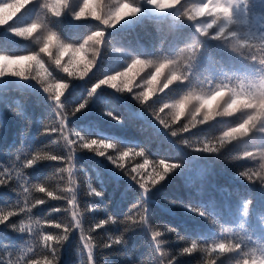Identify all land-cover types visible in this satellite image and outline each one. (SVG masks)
I'll return each mask as SVG.
<instances>
[{
    "label": "trees",
    "instance_id": "obj_1",
    "mask_svg": "<svg viewBox=\"0 0 264 264\" xmlns=\"http://www.w3.org/2000/svg\"><path fill=\"white\" fill-rule=\"evenodd\" d=\"M3 2L0 0V3ZM36 2L32 0L16 17L0 25V55H33L38 52L39 45L32 38L15 37L4 30L13 24L26 27L37 18L49 23L65 43H73L76 47L95 31H104L105 35L100 38L98 45L99 59L84 80L73 79L43 55L41 59L47 71L35 62H30L23 66L27 79L11 75L0 77V180L7 182L0 185V208L19 211L25 202L21 195L22 186L43 182L50 174L71 165L76 183L80 186L78 200L81 207L91 204L96 208L95 213L88 214L85 229L94 228L99 220L107 219L109 215L117 220L116 225H104L91 233L98 244H112L111 248L97 247L96 264H157L159 252H164L166 258L173 260V264H198L204 256L203 252L194 250L181 254L193 241L205 246L229 238L245 239L247 234L253 240L264 243V186L259 184V177L264 175V133L256 132L248 145H233L220 155L195 151L194 148L200 146L202 140L220 134L229 124L234 125L238 120L220 121L190 129L173 138L170 132L173 127L179 128V125L169 127L167 123L161 124L156 119L157 114L163 116V113H158L159 104L149 100L147 104L141 105L139 100L133 98L141 91L136 85L149 72L148 68L141 69L139 66L136 70L138 75L133 73L123 78V81L130 80L132 92H127L122 80H118L117 86L121 88L119 93L103 84L95 94L89 96L100 80L118 71H125L134 58L165 59L176 56L194 38L195 28L179 21L173 13L142 12L137 17L128 18L126 23L116 29L106 30L89 13L92 10L100 15L110 13L115 10L114 5L119 6L120 0H101L99 6L96 0H92L85 16L78 22L74 21L66 5H58L57 0ZM189 2L196 4L199 0ZM39 4L43 7L40 8ZM83 4L84 0H71L72 9L76 11ZM251 5L246 26L257 31L264 30V0H251ZM53 9L59 10L61 16L56 17ZM94 43L90 41L86 45V51L82 53L84 59L91 56ZM202 49L194 69L197 77L207 76L219 81L229 77H255L261 71V66L231 53L216 41L203 42ZM69 54L73 56V53H68L64 60H68ZM70 63L63 66L68 67ZM57 83L69 84L60 100L63 105L61 109L57 108V102L49 98L55 94ZM41 84L51 91L46 93ZM188 88V84L174 83L166 90L168 94L165 98H178ZM85 101L88 102L86 108L73 114L74 109ZM58 111L65 114L63 131ZM77 134L89 140L116 144L115 149H104L115 163L87 149L70 154L63 136L74 140ZM182 139L189 140L193 148L180 144ZM77 147L73 145V148ZM127 148L136 151L143 149L145 155L137 156L132 152L121 159V151ZM246 151H252L253 156H247ZM37 154L59 155L64 159H41L25 168L27 160ZM159 160L177 163L180 167L170 173L174 174L162 186L149 194V223L140 228L130 225V221L129 224L120 223L137 217L138 206L143 198L141 189L131 179L136 176L139 180L142 175L130 170L148 165L153 169L151 174L155 175V162ZM241 172H247L251 180L242 176ZM147 180L144 178V181ZM49 183L56 184L58 181L49 180ZM89 184L103 195L88 196ZM249 201L252 202L251 208L249 215L245 216V205ZM66 203L49 200L45 205L33 209L30 216L42 220L43 234L61 231L49 225L60 222L64 212L50 210L55 207L63 209ZM198 211L205 215H199ZM28 218L20 213L9 222L14 220L19 224L22 219L27 221ZM166 227L173 231H165ZM151 230L164 234L153 241ZM225 230L230 235H226ZM117 238H122L125 243L115 244ZM21 240L18 234L0 228V241L18 244ZM86 251L78 234L74 233L62 250L61 264H81L82 260L87 259ZM228 255L217 257V264H230L235 257Z\"/></svg>",
    "mask_w": 264,
    "mask_h": 264
},
{
    "label": "clouds",
    "instance_id": "obj_2",
    "mask_svg": "<svg viewBox=\"0 0 264 264\" xmlns=\"http://www.w3.org/2000/svg\"><path fill=\"white\" fill-rule=\"evenodd\" d=\"M85 2H88V0H84ZM96 2L99 6L101 0H96ZM39 5L40 8L43 7L42 4ZM65 5L67 10L71 12V0H65ZM144 5H148L161 13H173L179 21L190 24L195 28V36L190 43L178 51L176 56L166 60L161 58L145 59L151 60L153 63L151 67H148V75L143 78L140 84L136 85L141 91L133 98L139 100L141 105L147 104L149 100H152L153 104H159L158 113H163V116L157 114L160 123H167L169 127L179 125V128L173 127L170 132L173 138L177 137L179 133L187 132L190 129L210 126L220 121L238 120V123L229 124L220 134L202 140L200 146L195 147V151L200 153L220 155L233 145H248L256 132L264 133V30H254L247 27L243 22L245 10L251 11V0H199L196 4H190L189 0H120L119 6H113L115 8L114 11L101 15L99 20L93 17L92 19L99 21L105 26L106 30L116 29L122 22L128 20L126 18H134L126 17L118 20L116 13L121 7L127 6L137 13L135 16L137 17L142 13ZM193 9L198 10L201 14L194 15ZM6 20L7 17L0 13V25H4ZM31 28H36L37 30L31 36L22 37L32 38L33 42L39 45L38 52L33 55L20 56L37 57L39 63L43 64V70L47 71L44 68V61L41 59V55H43L52 64L60 67L63 72L77 80H84L92 72L100 55L99 43L93 40L95 42L92 45L94 51L86 59L87 63L80 64L71 72H67L65 71L66 67L63 65L71 61L73 56L69 54L68 60H64V56L61 55L62 49L51 44L49 38L52 34H55L61 41L64 42V40L57 31L49 26V23L37 18L34 22L28 23L26 27L19 26L10 31L15 37H21L16 36L15 33L24 32ZM102 33L104 31H95L92 35H100ZM209 40L216 41L231 53L258 64L261 66L260 73L255 77H229L219 81H214L207 76L202 77L200 75L197 77L194 74V69L202 54L203 42ZM85 41L87 45L90 42L88 39ZM81 46L79 45V47ZM75 47L74 45L73 50H75ZM132 60L134 61L135 58ZM161 64L166 65L162 72L160 71ZM6 67L7 65L5 64ZM178 72L179 74H177ZM49 75L51 76V73ZM118 75L121 76L122 86L124 87L126 81H123V73H118ZM174 77H178V79H174ZM105 79H111V77L107 76ZM174 83L178 85L188 84L189 88L178 98L166 99L165 97L168 94L166 90ZM65 85V89H68L69 84L65 83ZM98 85H103V80H100L93 88L98 89ZM41 87L44 89L43 84H41ZM112 89H115L118 93L121 91V88ZM126 90L129 93L132 92V88ZM149 92H151V95L145 100V96ZM49 98L56 102L52 96ZM210 101L212 102L211 104L209 103ZM149 107H152V105H149ZM63 140L69 152L73 151V149L75 151L85 149L83 141L76 144L78 145L77 148H73L74 142L65 138ZM96 141L98 144L104 142L103 140ZM179 143L187 148H193V145L187 139H182ZM88 151L100 156L104 149L93 148ZM140 151L144 152L143 149ZM246 154L249 157L253 156L252 151H246ZM41 157L50 158L51 161L64 159L58 155L48 154H44ZM107 158L112 161L111 156ZM68 159L71 161V156ZM36 162L37 159L34 156L27 160L24 167L29 168ZM262 168H264V165H262ZM157 174L164 176L159 183L154 182ZM172 174L164 173L163 168L159 167L156 169V174L152 175V180H147L146 182L144 179L135 181L141 189L143 197L141 204L138 206L137 217L129 218V220L121 221L120 223L129 224L130 221V225H136L138 228L147 225L149 223V209L147 206L149 194L162 186ZM49 180H56L58 183L51 184ZM6 183V181L0 180V185H5ZM259 184L264 186V175L259 177ZM79 191L80 186L76 183L71 165L69 168L62 167L55 174H50L43 182L22 186L21 195L25 202L19 208V211L0 208V226H2L0 228L10 230L22 238L18 244L0 241V245H3L0 248V264H61L62 250L74 233L78 234L79 241L83 242V249L87 250V259L82 260L81 264H96L95 250L97 247L111 248L112 244H98L91 233L96 228H101L104 225H116L117 220L109 215L107 219L99 220L94 228L86 230L84 224L87 216L90 213H95L96 208L91 204L81 207L78 200ZM86 194L96 197L103 195L96 188L89 189ZM49 200L67 202L63 209L55 207L50 210V212L63 211L65 214L60 222L49 225L61 230L56 234H43L41 231L43 227L42 220L39 218L33 219L30 216L33 209L45 205ZM251 203L249 201L245 205V216L249 215ZM20 213L29 217L27 221L22 219L19 224L14 220L9 222L12 217ZM171 230L173 229L170 227L165 228L167 232H172ZM125 231H128V228H125ZM151 231L153 241H157V238L164 234L158 230ZM225 234L230 235L228 230H225ZM122 242L125 243L122 238H117L114 241L117 245ZM193 248L195 251L204 253L202 260L198 264H217V257L224 254L235 257L230 264H264V243L253 240L247 234H245V239L229 238L205 246L198 245L193 241L190 247L183 249L181 254L192 253L189 252V249ZM157 251H159L158 248ZM157 264H173V260L166 258L164 252H159Z\"/></svg>",
    "mask_w": 264,
    "mask_h": 264
},
{
    "label": "snow or ice",
    "instance_id": "obj_3",
    "mask_svg": "<svg viewBox=\"0 0 264 264\" xmlns=\"http://www.w3.org/2000/svg\"><path fill=\"white\" fill-rule=\"evenodd\" d=\"M32 2V0H4L3 3H0V13H3L6 17V23H8V21L12 20L13 17L17 16V13L21 12V9L24 8L25 5L30 4ZM39 3V0H37L36 4ZM91 0H88V2H85L83 4V7L80 8V11L77 12L75 9H72L71 13L72 16H74V21L78 22L81 20L82 17L85 16L86 12L88 11L90 5H91ZM57 4L61 5V4H65V0H57ZM54 15L56 17H60L61 16V12L59 10L53 9ZM193 13L194 15H199L201 14L198 10L193 9ZM249 13L247 10H245L243 16H244V23L247 22V17L249 16ZM91 17L95 18L96 20L100 19V14H98V12L96 10H92L90 13ZM118 20L120 19H124L126 17H135L137 15V13L135 11H132L131 9H129L127 6L121 7L119 9V11L116 13ZM105 23H107V21H105ZM17 26L16 24L11 25L9 28H6L4 30H6L9 33H12L10 30L14 29ZM36 28H31L28 29L24 32H19V33H15L16 36H31L32 33L34 31H36ZM13 34V33H12ZM104 33L100 34V35H89L88 36V41H96L97 43H100V38L104 37ZM50 42L51 44L56 45L57 47L61 48V55L65 56L66 54H68L69 52L73 53V59L71 60V63L69 64L68 67L65 68V71L67 72H71L73 69L77 68L80 64H84L87 63L86 59H84L83 57H77V54L83 53L86 50V45L87 42L84 41V43L80 44L82 45L81 47H75V50H73V46L74 44H68L65 43L63 41H61L55 34H52L50 36ZM167 58H165L166 60ZM30 62H35L42 70H43V64L39 63V59L37 57L34 56H20V55H0V77H4L7 75H11V76H19V77H23L24 79H27L28 77L25 76L24 71H23V66L26 63H30ZM153 61L151 60H145V59H140V58H135V60H131V63L126 67L125 71H118L115 75H108L111 77V79H102L103 80V84L104 85H108L112 88H118L116 81L121 80V76L118 75V73H123V78H128L130 77L131 74L135 73L136 75H138L139 73L136 72L138 66L143 69V68H148L151 67ZM5 64L7 65V67L5 68ZM13 66H16L15 70L13 69ZM164 67H166L165 64H161L160 65V71L162 72ZM19 69V70H17ZM174 79H178V77H174ZM98 84V83H97ZM130 85V80H126V83L124 84V88L125 89H130L131 87ZM65 83H57L55 85V89L56 92L55 94L52 96L55 101L57 102V108L61 109L63 107V105L60 103L61 97L64 95V90H65ZM98 87L100 88V86L98 85ZM44 91L45 92H50V88L48 87H44ZM97 91V89L92 88L91 91L89 92V96H92L93 94H95ZM151 92H149L146 96H145V100L148 99V97H150ZM87 101L81 103L78 107H76L74 109L73 114L75 113H79L81 112V109H85L86 105H87ZM210 104L212 103L211 101L209 102ZM58 116H61V119L59 121L60 124V128L61 131H63L64 127H65V114L62 113L61 111L57 112ZM109 116H112L113 119H117L115 116H113L111 113H108ZM157 120H159V117H156ZM63 138L74 142L75 144H78L79 142L83 141L84 142V148L87 150H91L93 148H97L94 146H98L97 149L99 148H103V149H115L117 147L116 144L111 143V142H107L104 141L103 143L98 144L96 140H89L86 139L84 136L81 135H76V139L74 140H70L68 138L67 135H64ZM90 141V142H88ZM195 150V148H194ZM75 150L73 149L74 152ZM70 152V154H71ZM135 152V154L137 156H144L145 153L141 152V151H136L134 148H127L126 150H122L121 151V159H123L124 157L129 156L130 153ZM59 156V155H58ZM71 156V155H69ZM101 157H108L105 153V151L100 153ZM62 157V156H61ZM64 158V157H63ZM37 160H50V158L47 157H41L40 155L36 156ZM113 162L115 163L114 158L112 157ZM51 161V160H50ZM148 161L145 160V164H147ZM156 163V169L159 167H162L164 170V173H171L172 171L178 169L180 167L179 164L177 163H166L165 160H159ZM118 167H122L120 165H117ZM141 167H144V165H141ZM137 169L136 168H132L130 170V172H136ZM242 176L247 177L249 180H251V176L247 173V172H241ZM164 178V176L162 174H157V178L154 181L155 183H159L160 180H162ZM132 180L134 181H142L144 178L141 176V178L138 180L136 176H132L131 177ZM148 180H152V175L149 176ZM146 182V181H145ZM93 187L91 186V184H89V189H92ZM193 212H196L197 209H190ZM199 215H205V213H203L202 211H198ZM173 231V230H171ZM182 239V238H181ZM195 249H189V252H193Z\"/></svg>",
    "mask_w": 264,
    "mask_h": 264
},
{
    "label": "rangeland",
    "instance_id": "obj_4",
    "mask_svg": "<svg viewBox=\"0 0 264 264\" xmlns=\"http://www.w3.org/2000/svg\"><path fill=\"white\" fill-rule=\"evenodd\" d=\"M142 12H147V13H152V14H167V13H161V12L151 8L148 5H144ZM126 19H128V18H126ZM126 21L122 22V23H126ZM243 22H244V18H243ZM244 24L246 25L247 23H244ZM77 57L78 58L82 57V53L77 54ZM135 168L137 169L136 172H140L142 177H144V178H149V176L152 175L151 173H152L153 169H152V167H148V165H144V167H138V168L135 167Z\"/></svg>",
    "mask_w": 264,
    "mask_h": 264
}]
</instances>
